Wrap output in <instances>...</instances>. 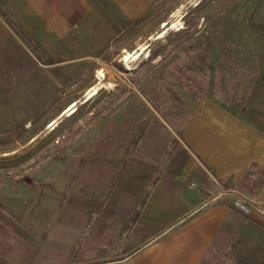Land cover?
<instances>
[{
  "label": "rangeland",
  "instance_id": "obj_1",
  "mask_svg": "<svg viewBox=\"0 0 264 264\" xmlns=\"http://www.w3.org/2000/svg\"><path fill=\"white\" fill-rule=\"evenodd\" d=\"M90 1L111 30L56 69L53 98L41 102L43 87L0 95V264H41L52 228L137 210L106 202L145 198L144 186L122 184L160 176L176 152L184 162L190 118L240 119L264 133V0H153L130 20L108 0ZM12 9L24 11L0 0L22 37ZM79 263L77 244L69 264Z\"/></svg>",
  "mask_w": 264,
  "mask_h": 264
},
{
  "label": "crops",
  "instance_id": "obj_2",
  "mask_svg": "<svg viewBox=\"0 0 264 264\" xmlns=\"http://www.w3.org/2000/svg\"><path fill=\"white\" fill-rule=\"evenodd\" d=\"M108 1L130 20L153 0ZM18 2L24 11H11L22 37L0 15V95L12 87L25 95L43 87L46 104L56 93V69L88 56L87 40L111 30L112 22L90 0ZM6 102L0 99V109H8ZM181 140L184 162L176 152L160 176L122 184L144 186L145 198L106 202L137 210L125 216L105 210L101 223L85 222L78 231L52 228L39 251L40 263L69 264L78 244L79 264H262L264 133L240 119L196 116L188 120ZM238 198L253 209L250 214L233 206Z\"/></svg>",
  "mask_w": 264,
  "mask_h": 264
},
{
  "label": "built area",
  "instance_id": "obj_3",
  "mask_svg": "<svg viewBox=\"0 0 264 264\" xmlns=\"http://www.w3.org/2000/svg\"><path fill=\"white\" fill-rule=\"evenodd\" d=\"M233 206H234L236 209H238V210L244 212V213L247 214V215L250 214V213L252 212V208H251L250 206H248L247 204H244V203L241 202V201H236V202H234Z\"/></svg>",
  "mask_w": 264,
  "mask_h": 264
},
{
  "label": "bare ground",
  "instance_id": "obj_4",
  "mask_svg": "<svg viewBox=\"0 0 264 264\" xmlns=\"http://www.w3.org/2000/svg\"><path fill=\"white\" fill-rule=\"evenodd\" d=\"M139 55V54H136V56ZM95 94V89L93 91L90 92V94L88 95L87 99L90 98L91 96H93ZM75 107V103L71 104L70 106L67 107V109L64 111V112H69L71 113L73 111ZM53 123L50 124V126L52 125Z\"/></svg>",
  "mask_w": 264,
  "mask_h": 264
}]
</instances>
